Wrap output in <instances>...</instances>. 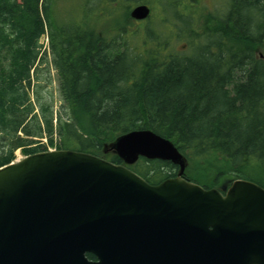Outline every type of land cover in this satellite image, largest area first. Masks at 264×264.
I'll use <instances>...</instances> for the list:
<instances>
[{"label": "trees", "instance_id": "1", "mask_svg": "<svg viewBox=\"0 0 264 264\" xmlns=\"http://www.w3.org/2000/svg\"><path fill=\"white\" fill-rule=\"evenodd\" d=\"M64 2L0 0V169L18 149L25 156L46 150L32 147L43 138L122 164L106 150L120 135L146 129L178 147L189 181L210 189L243 179L264 188V0H234L223 18L201 8V30L189 16L180 20L175 37L191 39L190 56L169 52L163 32L147 26L138 40L130 31L131 4L148 1L85 2L102 14L106 4L123 7L126 21L110 40L98 24L70 20ZM46 35L63 103L56 112L37 76ZM131 169L154 185L178 172L145 159Z\"/></svg>", "mask_w": 264, "mask_h": 264}, {"label": "water", "instance_id": "2", "mask_svg": "<svg viewBox=\"0 0 264 264\" xmlns=\"http://www.w3.org/2000/svg\"><path fill=\"white\" fill-rule=\"evenodd\" d=\"M150 15L147 5L130 14ZM110 151L123 164L56 150L0 169V264H264L262 186L187 180L185 156L151 130L119 136ZM141 158L178 176L151 185L130 169Z\"/></svg>", "mask_w": 264, "mask_h": 264}, {"label": "rangeland", "instance_id": "3", "mask_svg": "<svg viewBox=\"0 0 264 264\" xmlns=\"http://www.w3.org/2000/svg\"><path fill=\"white\" fill-rule=\"evenodd\" d=\"M87 0H65L63 8L65 14L69 19L76 22L87 20L93 24H98L99 33H102L107 40L116 38L119 30V25L125 23V12L121 8V4L117 3L106 4L104 6L103 14L101 13L100 6L98 4H90L88 9L84 12V5ZM152 9V15L149 20L145 22H134L129 19V29L131 32H137L138 40L143 38L144 33L147 35L146 27L148 26L151 31L155 33H164V38L167 40V48L169 52H175L179 56H190L193 53V48L190 47L191 39L188 36L175 37L178 34L177 26H180V20L189 16L190 23L196 30H201L203 24L207 21L201 13V9H214L223 6L224 0H145ZM178 4V5H177ZM138 3L133 2L131 4V10L137 6ZM130 10V12H131ZM129 12V16H130ZM192 13H195L194 15ZM203 16V17H202ZM187 20V19H186ZM129 32V33H131ZM175 37V38H174ZM44 44L43 51H46L44 63L38 66V80L41 86V92L45 97L50 96V103L53 104L54 111L60 109L62 99L60 96V85L58 81L57 71L52 67V55L48 48L47 38L42 39ZM57 143L58 140L56 139ZM17 160L25 157L21 149L16 152ZM192 167V164H190ZM177 172V169L175 170ZM190 174V172H189ZM252 175L256 173L251 172ZM194 175L198 177L200 181H205V176L201 171H194ZM226 184L220 185L222 188Z\"/></svg>", "mask_w": 264, "mask_h": 264}, {"label": "flooded vegetation", "instance_id": "4", "mask_svg": "<svg viewBox=\"0 0 264 264\" xmlns=\"http://www.w3.org/2000/svg\"><path fill=\"white\" fill-rule=\"evenodd\" d=\"M233 2H234V0H224L222 3L223 6H221L219 8H214L213 10L210 9L211 10V16L217 17V18H223L225 16L230 15L233 11V6H234ZM160 183H162V182H160ZM160 183H158V184H160ZM87 258L90 262H97L98 261L97 258L92 254H87Z\"/></svg>", "mask_w": 264, "mask_h": 264}]
</instances>
